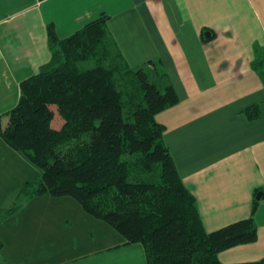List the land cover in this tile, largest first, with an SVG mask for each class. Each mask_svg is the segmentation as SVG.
I'll list each match as a JSON object with an SVG mask.
<instances>
[{"label":"crops","instance_id":"obj_1","mask_svg":"<svg viewBox=\"0 0 264 264\" xmlns=\"http://www.w3.org/2000/svg\"><path fill=\"white\" fill-rule=\"evenodd\" d=\"M101 17L124 65L151 62L176 93L155 120L204 229L246 219L256 203V240L219 252L220 263L264 258V0H0V114L50 60L49 26L62 40ZM2 141L6 210L41 175ZM0 242V264H146L141 244H126L70 197L24 198L0 221Z\"/></svg>","mask_w":264,"mask_h":264},{"label":"trees","instance_id":"obj_2","mask_svg":"<svg viewBox=\"0 0 264 264\" xmlns=\"http://www.w3.org/2000/svg\"><path fill=\"white\" fill-rule=\"evenodd\" d=\"M47 35L50 60L20 83L4 123L0 116L2 140L41 177L23 184L0 221L24 198L70 197L126 244H141L146 264H221L219 252L256 240V203L250 217L204 229L155 120L178 102L176 93L150 81L148 67L130 69L115 49V56L100 51L111 44L104 17L66 39L51 26ZM158 169V179H148ZM236 264H264V258Z\"/></svg>","mask_w":264,"mask_h":264},{"label":"rangeland","instance_id":"obj_3","mask_svg":"<svg viewBox=\"0 0 264 264\" xmlns=\"http://www.w3.org/2000/svg\"><path fill=\"white\" fill-rule=\"evenodd\" d=\"M101 52H103V51H106L107 53L109 52L110 54H113V56H115V54H114V47L113 46H111V44H107L106 46H105V48L104 49H102V50H100ZM83 67L85 66V67H91L92 66V63L91 62H88V63H83V64H81ZM115 65H118L119 66V68H124V65H120V61L119 60H117L116 61V63H115ZM143 67H147V63L145 64V65H143ZM124 70V69H123ZM149 73V79H150V81H154V82H156L159 86H161L162 84L161 83H165V81L167 82V80H168V82H169V79L167 78L166 79V77L165 76H163V75H159V73L158 74H155V72H148ZM162 89V88H161ZM11 109V108H10ZM9 109V110H10ZM9 110H3L2 112H1V114H0V116H2L1 118H2V122L4 123L5 122V120H6V113L9 111ZM3 142V141H2ZM2 144V143H1ZM4 144V143H3ZM2 146V145H1ZM5 146V147H4ZM0 148H2V147H0ZM4 148H6L7 150H11L10 149V147H7L6 145H3V150H1V151H4ZM18 152V151H17ZM17 154H19V156H22L23 154L21 153V152H19V153H17ZM22 154V155H21ZM4 157V156H3ZM23 158L25 157L24 155L22 156ZM26 158V157H25ZM24 158V159H25ZM26 160V159H25ZM27 161V160H26ZM28 162V161H27ZM12 164V166L13 167H16L17 168V166H18V161L17 160H15L14 162H12L11 163ZM32 164V163H31ZM32 166H33V168L34 169H32V170H35L36 172H37V178L38 177H40V175H41V170L38 168V167H36L35 165H33L32 164ZM33 172L34 171H31V174H33ZM158 174H159V169L158 170H156V172H155V174H154V176L152 177V178H148V179H150V180H156V179H158ZM35 177H34V174H33V179H34Z\"/></svg>","mask_w":264,"mask_h":264},{"label":"water","instance_id":"obj_4","mask_svg":"<svg viewBox=\"0 0 264 264\" xmlns=\"http://www.w3.org/2000/svg\"><path fill=\"white\" fill-rule=\"evenodd\" d=\"M260 198V195L258 194L257 196H256V199H259Z\"/></svg>","mask_w":264,"mask_h":264}]
</instances>
